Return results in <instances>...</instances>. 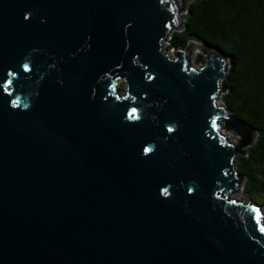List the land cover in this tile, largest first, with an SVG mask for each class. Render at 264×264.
<instances>
[{"label":"water","instance_id":"water-1","mask_svg":"<svg viewBox=\"0 0 264 264\" xmlns=\"http://www.w3.org/2000/svg\"><path fill=\"white\" fill-rule=\"evenodd\" d=\"M192 1L0 0V264H264L228 58L164 50Z\"/></svg>","mask_w":264,"mask_h":264},{"label":"trees","instance_id":"trees-1","mask_svg":"<svg viewBox=\"0 0 264 264\" xmlns=\"http://www.w3.org/2000/svg\"><path fill=\"white\" fill-rule=\"evenodd\" d=\"M186 11L184 29L170 34L164 50L195 41L228 58L221 101L256 134L254 145L237 155L235 170L245 196L264 210V0H193ZM201 61L199 54L193 63Z\"/></svg>","mask_w":264,"mask_h":264},{"label":"rangeland","instance_id":"rangeland-1","mask_svg":"<svg viewBox=\"0 0 264 264\" xmlns=\"http://www.w3.org/2000/svg\"><path fill=\"white\" fill-rule=\"evenodd\" d=\"M199 54H201L200 51H198V50H193L192 55H191V58H190V63H191V64L194 62L195 57H196L197 55H199ZM169 55H170V56H174V55H173V50H169ZM193 64H194V63H193ZM195 65L197 66L198 64H195ZM120 85L122 86L121 88L124 89V88H123L124 86H123V83H122V82L120 83ZM217 103H218L219 106H222V107L225 108L223 102L221 101V94L218 96V101H217ZM221 132H222L223 135L227 138L228 141H231V142L234 143V144L237 143L238 138H237V136H236L233 132H231V131H226V130H224V129H222ZM230 196H231L232 198H235V199H237L238 201H242V202H244V203L249 202V199L245 196V194H244L243 191H242V183H241V185L238 186L237 193H236V194H233V195H230ZM260 206H261V205H260ZM261 207H262V206H261ZM263 215H264V213H263ZM263 221H264V219H263Z\"/></svg>","mask_w":264,"mask_h":264},{"label":"snow or ice","instance_id":"snow-or-ice-1","mask_svg":"<svg viewBox=\"0 0 264 264\" xmlns=\"http://www.w3.org/2000/svg\"><path fill=\"white\" fill-rule=\"evenodd\" d=\"M131 115L133 118H135V113H132ZM169 131H171V129H169Z\"/></svg>","mask_w":264,"mask_h":264}]
</instances>
